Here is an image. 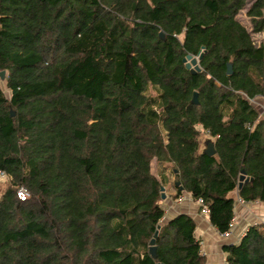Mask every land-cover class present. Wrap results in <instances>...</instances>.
Segmentation results:
<instances>
[{
	"label": "trees",
	"instance_id": "obj_1",
	"mask_svg": "<svg viewBox=\"0 0 264 264\" xmlns=\"http://www.w3.org/2000/svg\"><path fill=\"white\" fill-rule=\"evenodd\" d=\"M256 33L264 0H0V264H207L195 219H164L169 179L152 162L221 234L235 193L264 203ZM201 52L192 73L183 58ZM223 251L226 264H264V225Z\"/></svg>",
	"mask_w": 264,
	"mask_h": 264
},
{
	"label": "crops",
	"instance_id": "obj_2",
	"mask_svg": "<svg viewBox=\"0 0 264 264\" xmlns=\"http://www.w3.org/2000/svg\"><path fill=\"white\" fill-rule=\"evenodd\" d=\"M170 186L172 185L168 181L165 190L168 191L166 193L167 202L170 203L168 205L170 207L169 217L186 213L195 219L197 224L195 235L201 239L202 249L208 259L207 264H226L223 245L238 243L250 225H264V203L258 201L245 202L235 193L237 200L234 226L231 228V234L225 237L211 224L208 212L200 209L199 201L194 200L188 193L181 196H185L183 200L176 201L178 198H172V194H175V190H177L176 183L173 187L170 188Z\"/></svg>",
	"mask_w": 264,
	"mask_h": 264
},
{
	"label": "rangeland",
	"instance_id": "obj_3",
	"mask_svg": "<svg viewBox=\"0 0 264 264\" xmlns=\"http://www.w3.org/2000/svg\"><path fill=\"white\" fill-rule=\"evenodd\" d=\"M237 17L245 26L250 27L249 18L246 15V9L242 10L238 14ZM253 37H254V40H255V42L257 44H260V43L264 42V33H256V34L253 35ZM3 85H4V83H3ZM7 94H8V92H7ZM251 102L253 103V105H255L258 108V110L260 111L261 115L264 117V101H263V99L261 97H257V98L252 99ZM200 130H201V140L204 141L206 138H208V134H206L202 130V128H200ZM152 171L159 178H161L163 176V174L167 175V177L169 179L168 181H170V183L172 185V186H170V188L174 186V183H176L175 182L174 173H173V168L170 165L157 163L156 160H153V162H152ZM10 181H11L10 178H5V179L0 178V197L4 193V191L10 186ZM167 192L168 191H166L164 189L165 195H166ZM172 195H174V194H172ZM184 198H185V196L184 197H179L178 199H176V201L177 200L181 201ZM167 199L165 197V199H162V202H161L163 208L166 211V215H165L164 219H167L169 217V214H170V207L168 206L170 203L167 202L168 201Z\"/></svg>",
	"mask_w": 264,
	"mask_h": 264
},
{
	"label": "water",
	"instance_id": "obj_4",
	"mask_svg": "<svg viewBox=\"0 0 264 264\" xmlns=\"http://www.w3.org/2000/svg\"><path fill=\"white\" fill-rule=\"evenodd\" d=\"M161 36L164 37V34L161 33ZM203 52H201L199 54V56H194L192 54H187L184 58H183V62L185 64V67L190 70L192 73H196L201 71V67L199 65V61L202 59L203 57ZM227 73L228 74H232L233 73V65L231 62H229L227 64ZM0 77L1 79H4L5 77V71H1L0 72ZM192 102L199 104V100H198V93L195 92L192 98ZM212 144H213V140L211 138H207L205 140V148H204V152L205 153H209L211 151L212 148ZM251 178L248 177L246 175L245 170H242L241 175H240V181H239V189L243 186L244 181H248ZM176 185H180V182H176ZM164 189L165 187H162V199H165L166 195L164 193ZM161 225H158V229L154 234V237L151 239L150 241V248H149V252L151 254V256L156 259L157 258V247H156V238L158 236V232L160 229ZM158 264H162V263H158Z\"/></svg>",
	"mask_w": 264,
	"mask_h": 264
},
{
	"label": "built area",
	"instance_id": "obj_5",
	"mask_svg": "<svg viewBox=\"0 0 264 264\" xmlns=\"http://www.w3.org/2000/svg\"><path fill=\"white\" fill-rule=\"evenodd\" d=\"M0 178L5 179V178H9V176L7 175V173L3 170H0ZM17 196L21 199V200H26L29 197V192L27 191V189L25 187H20L17 190ZM200 203V201H199ZM203 210L205 212H208V209L206 207L203 208ZM234 224L232 223L231 228H233ZM232 230L223 233L222 235L225 237H228L231 234ZM203 250V249H202ZM204 252V251H203ZM205 253V252H204Z\"/></svg>",
	"mask_w": 264,
	"mask_h": 264
}]
</instances>
